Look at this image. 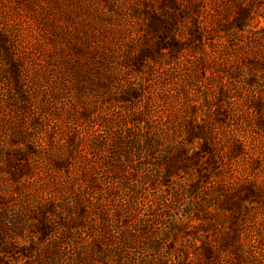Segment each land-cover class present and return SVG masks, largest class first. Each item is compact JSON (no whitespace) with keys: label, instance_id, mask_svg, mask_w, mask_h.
<instances>
[{"label":"rangeland","instance_id":"374dc122","mask_svg":"<svg viewBox=\"0 0 264 264\" xmlns=\"http://www.w3.org/2000/svg\"><path fill=\"white\" fill-rule=\"evenodd\" d=\"M0 264H264V0H0Z\"/></svg>","mask_w":264,"mask_h":264},{"label":"trees","instance_id":"16d2710c","mask_svg":"<svg viewBox=\"0 0 264 264\" xmlns=\"http://www.w3.org/2000/svg\"><path fill=\"white\" fill-rule=\"evenodd\" d=\"M119 144H121V142H119ZM118 145V143L116 142V146ZM236 203H239L238 201H236ZM235 203V204H236ZM231 237L230 236H226L224 239H223V243L225 244V245H228L230 242H231Z\"/></svg>","mask_w":264,"mask_h":264}]
</instances>
